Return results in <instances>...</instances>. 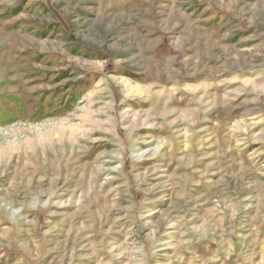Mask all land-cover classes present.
Here are the masks:
<instances>
[{"label":"rangeland","instance_id":"rangeland-1","mask_svg":"<svg viewBox=\"0 0 264 264\" xmlns=\"http://www.w3.org/2000/svg\"><path fill=\"white\" fill-rule=\"evenodd\" d=\"M0 264H264V0H0Z\"/></svg>","mask_w":264,"mask_h":264}]
</instances>
